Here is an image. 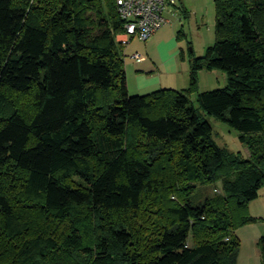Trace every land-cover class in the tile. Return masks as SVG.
<instances>
[{
	"label": "trees",
	"instance_id": "trees-1",
	"mask_svg": "<svg viewBox=\"0 0 264 264\" xmlns=\"http://www.w3.org/2000/svg\"><path fill=\"white\" fill-rule=\"evenodd\" d=\"M213 2L189 87L129 95L115 0H0V264H237L264 183V0ZM202 69L227 85L196 108Z\"/></svg>",
	"mask_w": 264,
	"mask_h": 264
},
{
	"label": "rangeland",
	"instance_id": "rangeland-1",
	"mask_svg": "<svg viewBox=\"0 0 264 264\" xmlns=\"http://www.w3.org/2000/svg\"><path fill=\"white\" fill-rule=\"evenodd\" d=\"M210 13L202 11V14H194L191 12L179 13L173 15L167 13L172 24H166L160 28L154 35L147 40H140L137 37L130 38L129 42L124 45L125 53V73L127 79V88L129 95H144L152 91H140L138 83V75L141 74L137 67L146 64L143 71L147 78H157L162 72V88L184 89L190 84V71L193 57H201L205 55L206 49L215 42V8L212 0L210 4ZM170 11V10H169ZM177 33V37H176ZM178 34L180 38H178ZM168 37L172 43H176L177 50H180L178 67L182 70V75L175 81L174 76L166 75L165 68L160 66V71L156 69L159 60V54L164 59H168L171 54ZM163 41V42H162ZM171 43V44H172ZM183 50V58L181 57ZM141 54L145 57L143 64H136L132 59L134 54ZM185 70H189L185 74ZM227 85V74L222 70H199L197 71V86L190 95L194 106L199 107L197 102V94L199 92L223 88ZM205 118L210 122L213 128V138L220 146H225L229 151L240 153L243 157L249 156L248 148L239 141V132L229 126L227 123L218 120L213 116L206 115ZM220 187V182L208 186L213 191V187ZM242 216L255 218V221L247 224L238 225L235 228V235L240 241L239 251L237 255V264H262V257L257 241L264 237V183L259 190V195L250 201L247 208L240 213ZM236 214L235 219L240 217Z\"/></svg>",
	"mask_w": 264,
	"mask_h": 264
},
{
	"label": "built area",
	"instance_id": "built-area-1",
	"mask_svg": "<svg viewBox=\"0 0 264 264\" xmlns=\"http://www.w3.org/2000/svg\"><path fill=\"white\" fill-rule=\"evenodd\" d=\"M115 2L124 26L121 33L124 39L121 42L126 44L133 37L147 40L168 24L170 19L164 13L167 6L174 5L176 0H115ZM133 57L141 60L138 54Z\"/></svg>",
	"mask_w": 264,
	"mask_h": 264
},
{
	"label": "crops",
	"instance_id": "crops-1",
	"mask_svg": "<svg viewBox=\"0 0 264 264\" xmlns=\"http://www.w3.org/2000/svg\"><path fill=\"white\" fill-rule=\"evenodd\" d=\"M211 2L212 0H176V3L174 5L167 6L164 15L168 19H170V17L166 15L167 13H170L171 17H173L174 14L179 15V13H183V12L184 13L191 12L196 15L202 14L203 13L202 11H206L210 13ZM169 23L172 24L171 19ZM176 37H177V33H176ZM170 38L171 37L167 38L169 42H171ZM122 39H124V36H122L121 34H118L117 40L121 42ZM171 43L169 44V47L171 46L170 48L171 54L169 55L168 59L162 58V56H160L159 54V60L158 61H156L155 59L153 60L154 62H157L156 69L160 71V66L165 68V65H166V68H165L166 75L174 76L175 81L176 79L181 81V79H178V78L182 77L183 78L182 80H184V77L186 76L182 75V70L179 71V67L177 63L179 62L180 50L179 51L177 50L176 43H172V44ZM138 55L140 56L141 60H137L133 56H132V59L134 60L136 64L141 65L143 64L142 62H144L145 57L142 56L141 54H138ZM137 69H139L141 72V74L138 75L139 80L137 83L140 91H151L154 89H161L162 87H165L163 86L164 84L162 82V79H163L162 72L158 74L157 78H147L143 74L144 73L143 71L146 69V64H143L141 67H137ZM188 72L189 70H185V74H188Z\"/></svg>",
	"mask_w": 264,
	"mask_h": 264
}]
</instances>
